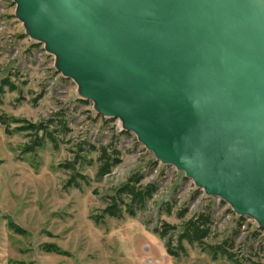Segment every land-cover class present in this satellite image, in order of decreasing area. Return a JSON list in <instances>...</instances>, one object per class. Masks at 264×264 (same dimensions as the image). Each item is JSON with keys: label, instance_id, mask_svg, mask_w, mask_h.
Returning <instances> with one entry per match:
<instances>
[{"label": "water", "instance_id": "1", "mask_svg": "<svg viewBox=\"0 0 264 264\" xmlns=\"http://www.w3.org/2000/svg\"><path fill=\"white\" fill-rule=\"evenodd\" d=\"M84 99L264 229V0H14Z\"/></svg>", "mask_w": 264, "mask_h": 264}, {"label": "rangeland", "instance_id": "2", "mask_svg": "<svg viewBox=\"0 0 264 264\" xmlns=\"http://www.w3.org/2000/svg\"><path fill=\"white\" fill-rule=\"evenodd\" d=\"M15 9L14 0H0V80L8 78L15 87L4 86L0 103V116L7 119L0 122V264H234L220 252L213 256L210 245H223L241 264H264V251L247 248L264 247V229L157 160L134 133L123 132L118 118L99 114L75 81L56 69L54 55L25 32ZM51 117L57 146L46 138L29 149L32 135L19 127ZM62 118L69 131L59 128ZM101 144L115 146L121 160L97 178ZM78 153L74 171L64 166ZM75 171L86 178L68 186ZM133 173L143 184L154 182L156 192L134 215L124 211L95 221L114 188ZM207 207L209 235L201 244L184 240L185 254H169L168 239L174 247L185 221ZM162 222L174 226L164 237L155 232Z\"/></svg>", "mask_w": 264, "mask_h": 264}, {"label": "trees", "instance_id": "3", "mask_svg": "<svg viewBox=\"0 0 264 264\" xmlns=\"http://www.w3.org/2000/svg\"><path fill=\"white\" fill-rule=\"evenodd\" d=\"M4 86H9L10 89H14V85L9 81L8 78H4L0 80V103H1V95L3 92ZM60 113L54 114L55 116H59ZM12 120H14L12 118ZM54 117L46 119V121H42L39 123H27V125L20 126L19 129L29 131V135H32L31 142L32 145L29 146V149H33L34 146H42L44 144V139H48L54 147L57 146V137L55 132L58 130L54 124ZM57 121V120H56ZM0 122L4 125L7 124V119L5 117L0 116ZM59 123V128L64 131H69L66 125V119H59L57 121ZM50 125L52 126L50 128ZM123 130V129H122ZM39 132L42 134L39 135ZM125 132V130H123ZM118 135V134H117ZM116 135V136H117ZM115 138V137H114ZM87 146L90 149H96L94 145H90L87 143ZM83 151V149H80ZM98 161L99 166L96 172V177L101 178L103 175L109 173L113 166L120 163V154L119 150L111 145H104L101 144L98 148ZM86 151H89L87 148ZM80 155L78 153L77 159L74 161H68L64 164L67 168L71 169L72 171L75 170V164L79 160ZM84 158V157H83ZM85 179L81 173L75 171L70 174V178L67 180V185H75L79 186V179ZM142 176L133 173L131 174L125 182L121 183L119 186L114 188V192L108 196L106 200V205L102 208L101 213L94 215L92 218L95 221L99 219H103L104 216L110 217H121L124 211L128 212L130 215L135 214V209H142L145 205L146 201L152 197V195L156 192L157 187L154 182L148 181L147 183H141ZM128 198L129 202L124 203V199ZM169 210V208H168ZM183 211L179 213L180 216L183 215ZM242 218V217H241ZM212 224V217H211V209L207 207L195 213L192 217H190L185 223L183 224V228L180 230V233L177 235V239L175 241L174 247L171 245L172 239H168L166 243V248L169 254L174 256H180V252L185 254L186 249L183 245V241L185 240L188 244L194 243H202L203 239L206 238L210 233V226ZM169 229H174L173 225L168 223L162 222V227H157L155 232L158 233L160 237H164ZM230 240V239H229ZM229 240H224L223 242L226 243ZM230 246L233 245L232 240H230ZM211 253L213 256L216 253L220 252L227 256L234 264H241L239 259L235 257V253L227 251V249L223 248V245L211 246ZM248 253L258 254L264 251V247L261 244H257L256 247L252 244L248 245ZM221 251H219V250ZM260 264V263H257Z\"/></svg>", "mask_w": 264, "mask_h": 264}, {"label": "built area", "instance_id": "4", "mask_svg": "<svg viewBox=\"0 0 264 264\" xmlns=\"http://www.w3.org/2000/svg\"><path fill=\"white\" fill-rule=\"evenodd\" d=\"M257 227H259L258 225H257ZM260 228V227H259ZM261 236H263V235H261ZM259 237H260V235H259ZM257 245V244H256ZM256 245H254L255 247H256Z\"/></svg>", "mask_w": 264, "mask_h": 264}]
</instances>
